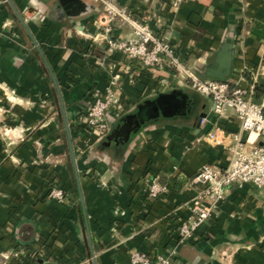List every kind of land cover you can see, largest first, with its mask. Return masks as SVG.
<instances>
[{
  "label": "crops",
  "instance_id": "0c3cea01",
  "mask_svg": "<svg viewBox=\"0 0 264 264\" xmlns=\"http://www.w3.org/2000/svg\"><path fill=\"white\" fill-rule=\"evenodd\" d=\"M108 1L195 77L239 89L264 114V0ZM101 16L96 0H0V264H131L132 251L169 264H264V186L230 184L217 202L200 193L210 215L176 243L200 192L192 175L226 163L205 133H246L175 69L108 53ZM108 36L130 38L131 28L115 17ZM113 75L121 111L105 114L95 139L81 115ZM149 176L165 186L154 199Z\"/></svg>",
  "mask_w": 264,
  "mask_h": 264
},
{
  "label": "built area",
  "instance_id": "2783aa9c",
  "mask_svg": "<svg viewBox=\"0 0 264 264\" xmlns=\"http://www.w3.org/2000/svg\"><path fill=\"white\" fill-rule=\"evenodd\" d=\"M99 1L102 7V16L98 20L101 28L105 49L108 53H120L136 61L140 68H173L189 81L190 89L197 95L209 97L213 111L222 116L231 111L238 121L240 131L246 133L243 141L236 135L224 133L215 126L205 133L203 139L211 145L221 146L226 153V163L216 169L211 165L199 168L193 175L192 181L200 187V192L190 201L191 216L181 220L176 227V243H183L193 237L196 227L210 215V208L204 204L203 196L218 201L223 198L224 189L230 184L240 186L250 183L256 187L264 186V114L262 107L249 101L239 89H229L227 83L212 79H198L176 57L168 42L158 39L143 22H137L125 16L124 11L115 7L108 0ZM115 17L123 19L131 28V37L116 39L109 37L110 23ZM118 77L113 75L101 95L94 97L87 103L81 121L99 137L106 129L105 114H118L121 105L113 95V88ZM204 119L199 120L203 124ZM259 142V143H258ZM252 147L244 149V144ZM165 192V186L157 182L156 176L146 179V193L150 198H156ZM49 197L62 201L59 189H50ZM169 256H157L152 262L139 252L129 255L131 264H169Z\"/></svg>",
  "mask_w": 264,
  "mask_h": 264
},
{
  "label": "water",
  "instance_id": "95a60500",
  "mask_svg": "<svg viewBox=\"0 0 264 264\" xmlns=\"http://www.w3.org/2000/svg\"><path fill=\"white\" fill-rule=\"evenodd\" d=\"M16 17H17L18 21L21 23V25L24 27L21 19L18 16H16ZM26 33L29 35V33L27 32V30H26ZM29 37H30V35H29ZM31 40H32V38H31ZM215 62H217V60H215ZM206 75H208V77L210 76V74H208V73ZM218 78H220V77H218ZM64 130H65V133H66V140H67L68 152H69V156H70V159H71V162H72V166H73V170H74V176H75V179L77 180V174H76V168H75V164H74L73 152H72V148H71V143H70L69 135H68V132H67V125L65 123H64Z\"/></svg>",
  "mask_w": 264,
  "mask_h": 264
},
{
  "label": "rangeland",
  "instance_id": "374dc122",
  "mask_svg": "<svg viewBox=\"0 0 264 264\" xmlns=\"http://www.w3.org/2000/svg\"><path fill=\"white\" fill-rule=\"evenodd\" d=\"M99 2V1H98ZM143 23H145L144 21H143ZM83 115V114H82ZM81 115V118L83 117ZM81 123L80 124H82V126L83 127H85V128H87L84 124H83V122L82 121H80ZM88 129V128H87ZM88 131H91V129H88ZM99 135H101V134H99ZM98 137H95V139H97ZM93 141H94V138H93ZM54 189H59V190H61L60 188H55V187H53ZM61 193H62V198L64 197V193H63V191L61 190ZM58 202H61V201H58ZM133 252H137V251H132V252H130V253H133ZM139 253H141V252H139ZM130 255V254H129Z\"/></svg>",
  "mask_w": 264,
  "mask_h": 264
}]
</instances>
